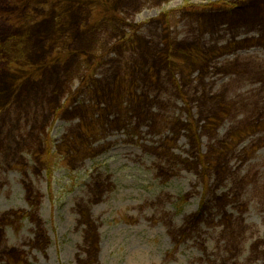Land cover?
I'll list each match as a JSON object with an SVG mask.
<instances>
[{"label": "rangeland", "instance_id": "obj_1", "mask_svg": "<svg viewBox=\"0 0 264 264\" xmlns=\"http://www.w3.org/2000/svg\"><path fill=\"white\" fill-rule=\"evenodd\" d=\"M0 264H264V0H0Z\"/></svg>", "mask_w": 264, "mask_h": 264}, {"label": "trees", "instance_id": "obj_2", "mask_svg": "<svg viewBox=\"0 0 264 264\" xmlns=\"http://www.w3.org/2000/svg\"><path fill=\"white\" fill-rule=\"evenodd\" d=\"M204 201L205 200H203V207H201L200 208V210L198 211V213L196 214V217H195V223L197 224V223H199L201 220H204L203 218H204V216H205V209H206V203L204 204ZM184 202V201H183Z\"/></svg>", "mask_w": 264, "mask_h": 264}]
</instances>
